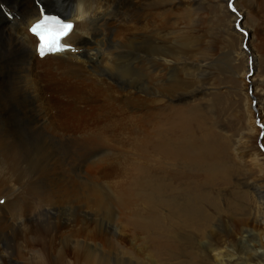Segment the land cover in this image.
<instances>
[{
    "label": "rangeland",
    "instance_id": "obj_1",
    "mask_svg": "<svg viewBox=\"0 0 264 264\" xmlns=\"http://www.w3.org/2000/svg\"><path fill=\"white\" fill-rule=\"evenodd\" d=\"M182 1L171 8L172 15L178 16L175 18L178 21L183 14L184 29L199 42H195L199 47L197 58L205 57L208 65L204 68L207 70L203 69L195 77V86L202 88L201 92L169 103L173 111L185 108L201 111L210 135L222 138L226 144L214 150L215 155L221 161L226 159L222 161L226 168L233 165L226 183L211 186L219 190L216 198L220 199L221 208L227 210L230 204L234 211L229 212L235 218L231 220L224 217L225 213L222 215L220 220L225 226L215 231L218 239L214 238L219 241L211 246L215 250L207 248L209 258L204 259L202 247L197 244L200 239L179 231L175 214L173 217L169 212L181 199H175L172 190L161 195L162 203L152 212L148 200L136 191L134 182L145 164V147L128 132L129 120H123L101 98L89 101L66 97L62 90L65 75L61 70L46 71L47 75L37 70L33 80L43 90L42 101L50 116L49 122H53L57 132L53 133L55 136L52 133L47 136L35 129L34 132L20 129L19 144L12 150L10 159H6L7 166L0 163V175L6 186L18 183L16 190L28 205H23L27 216L33 223L37 222L34 231L25 229L26 238L21 236L11 245L10 241L14 243L13 239L21 231L13 216L8 218L14 224L0 234L2 246L7 245L6 241L10 243L13 261L8 264H194L197 259L190 257L188 250H194L200 259L212 264H222L216 255L225 254V258L234 256L227 264H264V256L258 258L251 253V246L264 237V215L259 213L260 200L252 191L254 182L261 179L260 172L247 162L253 142L246 144L248 154L244 158L236 150L238 136L248 124V110L256 115L260 113L251 88L248 96L253 104L251 109L247 107L244 80L249 83L258 75L257 70L264 67V10L249 8L251 0H225V9L222 0H202L196 6L189 0ZM238 9L244 17L233 22L232 16ZM243 26L253 29L247 41L236 36ZM245 69L248 71L243 76ZM257 121L259 124L262 118ZM260 136L258 145L262 148L264 136ZM7 143L0 150H10ZM163 215L175 219H172L175 222L172 235H160L159 229L147 227L150 216L162 219ZM64 221L73 225L66 229Z\"/></svg>",
    "mask_w": 264,
    "mask_h": 264
},
{
    "label": "bare ground",
    "instance_id": "obj_2",
    "mask_svg": "<svg viewBox=\"0 0 264 264\" xmlns=\"http://www.w3.org/2000/svg\"><path fill=\"white\" fill-rule=\"evenodd\" d=\"M39 1L40 4L37 5ZM200 1L202 0H189L192 6ZM251 1L249 8L264 10V0ZM222 2L225 9L227 4L224 3L225 0ZM180 3L183 1L0 0V147L6 142L11 146L10 150H0V163L7 166L6 159H10L12 150L19 144L20 129L26 128L31 132L35 129L47 136L57 132L53 122H49L51 119L42 101L43 90L34 82L33 76L37 70H61L65 75V86L62 90L66 97L89 101L101 98L123 120H129L128 132L134 136L133 139L142 141L145 147V164L134 182L136 191L148 200L150 212L157 210V205L162 203L161 195L168 189L173 194H178L175 199L180 198L181 201L177 200L169 214L173 217L175 214L179 231L183 230L200 239L197 244L202 247L206 259L209 258L207 248L215 250L211 246L219 242L215 231L225 226V222L220 220L222 215L225 213L224 217L235 219L230 213L234 211L231 205L227 204V210L221 208L220 199L216 198L219 190L211 188L213 184L226 183L233 165L226 168L222 162L226 159L221 161L215 155L214 150L226 147V144L222 138L217 139L216 135H210L201 111L194 108L191 110L190 107L173 111L169 103L188 99L202 91V88L195 86V77L207 64L205 57L197 58L199 47H196L195 42L198 40L184 29L186 20L183 14L178 21L175 20L178 16L172 15L171 8ZM40 6L75 21L74 30L65 39L73 49L54 55L38 56V42L29 33V25L40 17ZM243 15L242 10L238 9L234 17L232 16L233 22L241 20ZM243 27L242 32L236 36L247 41L253 29ZM251 57L253 60L254 54ZM247 71L245 69L243 76ZM257 72L258 75H254L249 81L252 85L245 80L244 85L248 109L253 104L248 96L251 88L260 113L256 115L248 110V124L238 136L235 146L236 150L239 149L237 153H242L243 157L248 154L245 153L246 144L253 142L254 147L252 144L249 146L251 156L246 161L258 167L260 172L258 178L261 179L257 178V182L252 185V191L259 197L262 209L259 213L264 215V147L259 148L258 145L260 135L264 136V67H260ZM12 96H15L14 99ZM260 117L262 121L258 124ZM9 130H12V134ZM9 144L7 143L8 146ZM0 167L2 168L1 164ZM6 185L5 179L0 175V198H3L0 202V234L14 224L9 223L10 216L19 224L21 231L13 239L14 243L10 241L12 245L21 236L26 238L25 231H34L37 222L33 223L27 216L23 205H28L22 202L23 196L16 190L18 183L13 182V186ZM172 219L164 215L162 219L150 216L147 227L159 229L157 233L160 235H172L173 230L175 231V219ZM64 222L66 229L73 225L71 222ZM1 241L3 240L0 239V264L11 263L13 260L10 243L6 241L7 245L2 246ZM195 242L192 241L193 245ZM251 249L252 256L263 258L264 237L262 241L252 245ZM188 251L190 257L197 259L194 264H212L200 259V254L194 250ZM225 257L226 254L216 255L217 260L224 264L234 256Z\"/></svg>",
    "mask_w": 264,
    "mask_h": 264
},
{
    "label": "snow or ice",
    "instance_id": "obj_3",
    "mask_svg": "<svg viewBox=\"0 0 264 264\" xmlns=\"http://www.w3.org/2000/svg\"><path fill=\"white\" fill-rule=\"evenodd\" d=\"M233 11L235 9L233 8ZM73 26L42 14L41 20L32 26L30 31L37 36L41 56L46 53H58L62 50V41L69 35Z\"/></svg>",
    "mask_w": 264,
    "mask_h": 264
},
{
    "label": "water",
    "instance_id": "obj_4",
    "mask_svg": "<svg viewBox=\"0 0 264 264\" xmlns=\"http://www.w3.org/2000/svg\"><path fill=\"white\" fill-rule=\"evenodd\" d=\"M252 61H253L252 57L250 56V68H251V70H252V64H251Z\"/></svg>",
    "mask_w": 264,
    "mask_h": 264
}]
</instances>
